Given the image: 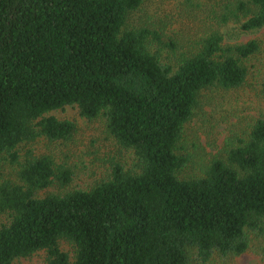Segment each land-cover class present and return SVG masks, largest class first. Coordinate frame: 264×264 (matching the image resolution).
<instances>
[{
  "label": "trees",
  "instance_id": "16d2710c",
  "mask_svg": "<svg viewBox=\"0 0 264 264\" xmlns=\"http://www.w3.org/2000/svg\"><path fill=\"white\" fill-rule=\"evenodd\" d=\"M176 6L204 13L197 33L189 17L169 32L148 0H0V264L264 263V111L216 156L183 140L204 92L246 82L260 43L221 29L264 28V0ZM257 84L264 100V71ZM68 107L114 147L87 187L34 148L73 134Z\"/></svg>",
  "mask_w": 264,
  "mask_h": 264
},
{
  "label": "rangeland",
  "instance_id": "374dc122",
  "mask_svg": "<svg viewBox=\"0 0 264 264\" xmlns=\"http://www.w3.org/2000/svg\"><path fill=\"white\" fill-rule=\"evenodd\" d=\"M197 1V0H195ZM150 17L154 19H168L167 30H179L180 21L185 17L193 19L191 30L197 33L202 27L204 13L199 7H192L181 17H175L180 6L178 0H148ZM151 3V4H150ZM203 8L205 0H202ZM171 17V18H170ZM225 43H246L256 40L260 43V51L247 61L249 75L244 85L238 89L226 91L215 89L204 92L200 96L199 107L194 111L191 120L185 125L183 140L200 143L204 152L218 155L223 146L233 137L241 135L249 122L264 111V100L258 93V82L263 69L264 28L242 32L236 23L229 22L221 29ZM183 39V38H182ZM181 41L179 40V43ZM55 115L75 123V131L65 139L50 142L39 139L34 143L37 152L47 153L54 160L61 162L73 172L71 187H87L100 177L103 168L109 166V151L113 149L111 139H106L105 129L99 120H86L79 116L74 107L58 111ZM51 187L48 191H57ZM21 264H46L45 254L39 252L32 257L21 260ZM231 264H264L256 249L248 250L240 256L234 257Z\"/></svg>",
  "mask_w": 264,
  "mask_h": 264
}]
</instances>
